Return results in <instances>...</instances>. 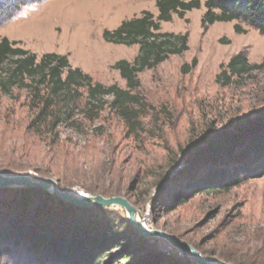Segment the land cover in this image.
I'll return each instance as SVG.
<instances>
[{
    "label": "rangeland",
    "instance_id": "rangeland-1",
    "mask_svg": "<svg viewBox=\"0 0 264 264\" xmlns=\"http://www.w3.org/2000/svg\"><path fill=\"white\" fill-rule=\"evenodd\" d=\"M155 3L38 0L1 25L0 37L17 40L38 56L66 55L71 67L94 82L124 88L113 64L132 61L139 46L108 42L103 32L145 10L155 18ZM204 11L202 6L183 18L172 14L170 21L160 23L161 32L186 34L188 50L138 74L139 93L153 107L144 114L145 132L138 137L129 136L123 120L106 108L97 120L86 122L82 132L61 126L59 140L52 142L51 134L28 130L32 113L26 91L15 89L11 96L0 91V174L50 178L62 190L79 187L92 195L124 196L148 229L169 233L211 263L264 264V176L228 192H196L175 204L172 187L154 202L168 175L195 146L205 145L210 130L231 127L246 116L255 118L264 109V69L228 85L216 82L221 65L239 52H245L251 64L259 63L264 37L249 27H244L246 33H236L233 21L204 27ZM193 58L196 66L182 73L181 66ZM107 209L129 221L123 209ZM147 239L165 264H196L171 243ZM5 259L8 264H40L24 247L10 250Z\"/></svg>",
    "mask_w": 264,
    "mask_h": 264
},
{
    "label": "trees",
    "instance_id": "trees-1",
    "mask_svg": "<svg viewBox=\"0 0 264 264\" xmlns=\"http://www.w3.org/2000/svg\"><path fill=\"white\" fill-rule=\"evenodd\" d=\"M37 1L0 0V26ZM155 4V18L145 10L115 30L103 32L108 42L139 46L132 61L113 64L125 81L124 88L94 82L80 68L71 67L66 55L38 56L19 46V41L0 37V91L8 96L15 89L26 91L32 113L28 130L51 134L56 142L61 126L82 132L86 122H94L108 108L123 120L129 136L145 132L142 118L153 107L139 93L138 74L188 50L186 34L160 31V23L170 21L172 14L183 18L187 11L203 6L202 26L233 21L236 33H246L244 27H249L264 37V0H156ZM196 64L193 58L181 66V72H190ZM262 69L264 55L251 64L242 51L221 65L216 82L228 85ZM258 116L210 130L203 139L205 145L171 183L160 187L154 202L172 187L170 198L175 204L188 201L196 192H228L248 179L264 176V109ZM21 247L40 264L166 262L131 222L105 207L75 206L39 186L0 188V264H8L5 258L10 250Z\"/></svg>",
    "mask_w": 264,
    "mask_h": 264
},
{
    "label": "water",
    "instance_id": "water-1",
    "mask_svg": "<svg viewBox=\"0 0 264 264\" xmlns=\"http://www.w3.org/2000/svg\"><path fill=\"white\" fill-rule=\"evenodd\" d=\"M258 117L259 116L252 119L257 120ZM203 146H204L203 144L195 146V148L192 151H190L189 154L184 158L182 163H179L175 166L172 173L168 175L164 184L167 185L171 183L174 175L179 171H181L187 165L188 161L197 154L198 148H202ZM31 186L42 187L48 190L49 192L57 195L60 199L79 207L121 208L125 211L127 219L133 225L135 232L140 236L145 238H149V237L161 238L171 243L174 247L189 253L194 259L196 264H210L209 262L211 261V259L203 258L192 246L178 241L169 233L156 229H148L144 225L142 221L143 218L141 215H139L135 206L124 196L104 197L102 195H92L82 190L79 187L62 190L58 187L57 183L50 178L37 180L27 174H13V175L0 174V188L31 187Z\"/></svg>",
    "mask_w": 264,
    "mask_h": 264
},
{
    "label": "bare ground",
    "instance_id": "bare-ground-1",
    "mask_svg": "<svg viewBox=\"0 0 264 264\" xmlns=\"http://www.w3.org/2000/svg\"><path fill=\"white\" fill-rule=\"evenodd\" d=\"M210 264H214V263H211V261L209 262Z\"/></svg>",
    "mask_w": 264,
    "mask_h": 264
}]
</instances>
